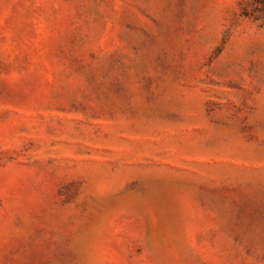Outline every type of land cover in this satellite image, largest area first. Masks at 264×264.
I'll return each instance as SVG.
<instances>
[{"label":"rangeland","instance_id":"1","mask_svg":"<svg viewBox=\"0 0 264 264\" xmlns=\"http://www.w3.org/2000/svg\"><path fill=\"white\" fill-rule=\"evenodd\" d=\"M0 264H264V0H0Z\"/></svg>","mask_w":264,"mask_h":264}]
</instances>
